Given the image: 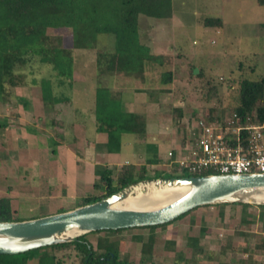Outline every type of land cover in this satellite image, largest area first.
<instances>
[{
  "label": "rangeland",
  "instance_id": "rangeland-1",
  "mask_svg": "<svg viewBox=\"0 0 264 264\" xmlns=\"http://www.w3.org/2000/svg\"><path fill=\"white\" fill-rule=\"evenodd\" d=\"M173 12L175 17L173 20L176 22L172 20L158 21L143 15L140 16V39L149 44L152 51L159 48L167 54L172 53L173 57L167 58L163 70L168 71L171 65L169 60H172L171 62L176 64L175 70L177 69L175 76L178 73L170 93L160 94V89H155L153 90L154 94L152 93L150 96V100L159 99L165 103L152 105L149 112L144 113L148 118V134L149 131L150 134L153 132L159 134L166 127H169V130L165 131L166 133L164 132L163 135L170 136L178 144L186 143L185 148L189 150L191 141L187 139H189L190 131L199 119L208 116L210 109L217 104L216 116L222 115L223 120H226L233 115V108L238 104V81L242 78L254 81L264 76V6L259 5L256 0H173ZM2 15L3 13L0 12V20ZM208 18H220L222 26L205 25ZM49 35L54 47L70 50L73 54V82L69 80L66 82L65 80L61 83V78L54 72L53 65L40 63L35 58L34 63L27 66L23 64L16 66L15 75L21 77L22 83L19 87L12 89V95L13 97L16 96V92L22 88L24 90L22 102L27 109H31L35 107L32 100L36 103L43 102V94L50 88L54 94L57 93L61 97L64 95L63 98L66 95L72 98L76 94H84L87 108L92 115L89 117L88 112L85 111V103H80L82 99L77 101V109L73 100L71 103H60L57 107L59 113L55 115V118L60 120L61 124L50 127L44 124V120H40L42 122L38 126L44 132L42 141L45 144L47 142L51 144L50 139L57 140L56 135L59 133L64 136L65 140L62 145H57V148L61 150L69 144L72 145L77 141V134L72 125L81 121L87 122V137L89 139H101L103 135L100 132L97 134L95 121L91 122L95 112L94 99L97 88L105 86L114 91L117 80L119 85H133L136 81L127 83V79L122 76L116 77V74L113 73L101 75L96 67L95 52L74 50L70 29L52 30ZM11 44L10 40L3 41L2 47L5 49ZM105 45L108 50H113L115 38H109ZM199 70L203 71L201 76H199ZM209 81L217 83L222 88L219 100L220 107L219 102L214 105V103H208L205 100V96L211 87ZM229 82H232V85H229ZM13 97L8 102V105L11 106L10 117H6L7 114L0 110V114L9 120L16 114V110H13L12 106L15 102L20 101ZM176 109L181 110V120H177L174 116ZM153 123H161L162 128L158 127L155 130ZM148 134L143 138L144 143L149 142L148 147L145 146L146 144L140 147L143 149L147 147L148 151L150 150V157L156 149L160 153L162 150V155L165 157L172 148L171 144L162 145L160 140L164 139L162 137L165 136L158 134L156 135L161 138L157 142H153L152 136H148ZM126 136L129 139L133 138L132 135ZM7 139L6 130L0 128V142L5 151H11V145ZM154 144L156 147L152 149ZM36 150L37 148L24 150L20 155V166L23 167L26 164L25 160L28 159V165L35 168L38 158ZM128 151L130 150L128 149ZM137 151H139L138 146ZM6 155V152L3 154L1 152L0 158L3 157L4 160ZM22 156L24 157L22 158ZM130 163L131 161L128 162V164ZM140 164L138 163V166ZM4 165L6 166L5 170L8 168L12 173L13 166L10 167V163H4ZM171 165V161H166L163 165L151 166L148 177L153 179L157 175V170H170L173 168ZM120 168L115 167L116 177ZM161 174L168 176L166 171ZM173 174L174 177L190 176L188 172L184 171L180 174L178 170H175ZM76 175L79 181L85 182L88 195L101 193L99 190H94V184L97 181L95 171L91 174L89 172L88 175L80 170V173L78 172ZM29 178L31 179L32 176H28ZM47 204L48 201L44 200L38 203L33 200L23 202L17 215L18 219L25 221L29 218L37 219L50 216V213L58 214L71 211L78 207L79 201H70L66 195L51 208H48ZM232 205L200 207L186 216L183 215L184 217L180 220L171 222V225L166 229H156L157 243L154 254L144 257L145 259L140 253L142 245L140 241L142 237L144 242L148 241L151 234L150 229L133 228L115 233L108 231L98 235L95 232L88 234V238L96 248L98 236H107L106 238L115 243L120 258L128 260L130 264H263L264 253L256 249V246L263 241L264 207L252 205L251 207L238 208ZM56 207H58L57 210ZM57 211L58 213H56ZM245 212H250V214L247 216V223H242L240 218L235 215ZM195 219H197V225L194 224L193 229L189 228ZM202 227H207V230L200 236L199 232ZM169 241L170 243H167ZM194 245H199L200 248L194 247ZM46 253L53 254L55 252L50 249L35 250L29 256V264H39L40 257ZM56 254L58 256L63 255V253ZM67 254L70 252L67 251ZM143 260L145 263H142ZM80 261L76 253L71 252V257L61 264H81Z\"/></svg>",
  "mask_w": 264,
  "mask_h": 264
},
{
  "label": "trees",
  "instance_id": "trees-1",
  "mask_svg": "<svg viewBox=\"0 0 264 264\" xmlns=\"http://www.w3.org/2000/svg\"><path fill=\"white\" fill-rule=\"evenodd\" d=\"M256 1L259 5L264 6V0ZM0 12L3 13L0 20V57L2 58L0 61V101L4 103H8L13 97L12 89L19 87L22 83L21 77L15 75L16 66L19 64L27 66L34 63L35 58L40 63L53 65L54 72L61 78V83L65 80L66 82L67 80L73 82V54L70 50L54 47L49 35L50 31L63 28L72 31L74 50H90L96 53V67L101 75L113 73L136 80H144L149 66L157 62L162 63L163 56L154 54L150 45L140 39V16L163 21L172 19L174 15L173 0H0ZM205 25L221 27L222 20L220 18H208ZM113 37L115 38V48L108 50L105 44L109 38ZM7 40H10L12 44L4 49L2 43L3 41L7 42ZM194 69L192 70L194 71ZM202 74L203 71L200 70V75ZM161 81L164 86H170L174 81L173 71L163 72ZM229 83L232 85V82ZM238 83V104L233 108V114L237 113L245 121L252 118L258 122H264V76L254 81L242 78ZM209 84L211 87L205 100L215 105L220 100L222 88L213 81H209ZM52 91L50 88L43 94L46 105L71 103L72 100L69 96L66 95L63 98V94L61 97ZM160 91V94H165L171 90L163 88ZM23 100L20 99V101ZM218 105L220 107V102ZM24 106L26 107L25 104ZM95 107L97 130L107 135L110 152L121 151L126 135L140 139L146 137L148 133L147 115L145 113H128L121 99L114 95L108 87L99 86L97 88ZM216 109L217 104L210 109L209 119L222 122L223 117L222 115L216 116ZM57 113H59L58 109L55 110V114ZM174 116L177 120H181V110L176 109ZM51 123L53 126H58L61 121L54 118ZM56 137L57 140L51 139V145H62L65 140L64 136L57 133ZM243 137L246 141L245 133H243ZM159 164L161 162L158 158L150 157L140 166L136 163L124 164L118 170L117 177L115 176V169L97 165L95 168L97 181L94 184V190H99L101 193L85 196L79 201L78 207L98 202L136 182L152 179L148 177L150 167ZM176 167L175 164L170 170H157L154 179L174 178L173 173L177 170ZM164 171L168 173V176L161 174ZM200 175L205 176L208 173L197 174V176ZM190 176L194 175L190 174ZM232 206L243 208L252 205L233 204ZM248 214L250 212L236 213L235 216L239 217L242 223H247ZM13 221L23 220L18 219L17 214L13 212L11 198L2 194L0 196V222ZM201 222L203 223V221ZM194 224L197 225V219L189 228L193 229ZM170 225L171 223L139 228L140 230L150 229L151 231L147 242L143 241V237L140 241L142 243L140 253L143 259L154 254L157 243L156 229H166ZM206 228L202 227L199 235L206 232ZM124 230L127 229H122V231ZM117 231L110 230L109 232L115 233ZM103 232L108 231H97L96 234ZM106 237L98 236L96 248L86 234L73 242L38 249H50L55 252L42 255L39 264L64 263L66 259L71 257V252L76 253L81 264H130L128 260L120 258L115 243ZM194 247L200 248L199 245H194ZM256 249L264 253V241L260 242ZM34 251L20 255H0V264H29V256ZM67 251L70 254H67ZM56 253H63V255L58 256ZM142 263L145 261L143 260Z\"/></svg>",
  "mask_w": 264,
  "mask_h": 264
},
{
  "label": "crops",
  "instance_id": "crops-1",
  "mask_svg": "<svg viewBox=\"0 0 264 264\" xmlns=\"http://www.w3.org/2000/svg\"><path fill=\"white\" fill-rule=\"evenodd\" d=\"M173 19H175L174 15L172 19L168 20L176 22V20ZM153 53L158 56H163V62H157L152 66H149L146 71L144 80H136L125 75H116V77L122 76L123 78L127 79V83L133 80H135L136 83L133 85H119L116 78L117 81L114 91L109 88L114 95L121 99L124 104L125 110L128 113H144L146 111L149 112V108H151L152 105H163V103L165 102H163L162 100H150L151 94H154L153 90H161L163 88H169L170 90H172L171 88L173 86V83L170 86H164L161 81L162 73L166 71L163 70V67L166 65L167 58L169 56L173 57L172 53L167 54L163 49L160 50L159 48H156ZM169 61L171 65L168 70L173 71L175 81L178 75V73H176L175 76V71L177 70H175L176 64L175 62H171L172 60ZM198 72L199 76H201L200 70ZM15 95L16 96L14 97L18 98V100L24 99V90L22 88H19L18 92H16ZM83 95L84 94H76L71 98V100L75 101L74 106L77 109V101L82 99L80 103H85V111L88 112V115L90 117V115L92 114H90L89 109L87 108V104ZM32 101L34 102L35 107H32L31 109H27L22 101L15 102V107H12L13 110H16V114L15 116L11 117L10 120L4 118V116L0 114V118L2 119L0 121V128H4L6 130L8 136L7 141L9 140V144L11 145L12 149L11 151H5L4 146L0 142V156L1 152L2 154L4 152H6L7 154L4 158L5 162L3 160V157L0 158V196L3 194L11 198L13 212L17 215L20 211L21 204L30 200L36 201L37 203L41 200L48 201V208L54 206L56 202L60 201L66 195L70 201H80L82 198L88 195V191L85 188V182L79 181L76 178V174H78V172L80 173V170H83L84 172H86V174L89 175V172L90 174L92 172L94 173L97 165H104L115 169V167H122L124 164H128V162L130 161L131 163L136 164L142 163V161H145L150 157V150L148 151L147 149L149 142L144 143L143 139L135 136H133L132 139L124 136L125 141L122 145L121 151L110 152V150L108 149V140L106 134L100 133L103 135L102 138L95 140L89 139L87 137L88 127L86 121H81L77 124L75 122V124L72 125L75 133L77 134V141L72 145L69 144L67 147H63L60 150L56 146H50L51 144H49V142L45 144L42 141L44 132L39 128L38 125H40V122L44 120L43 122L46 126L48 125L50 127H54L51 122L55 118V110L58 109L57 107L60 104L46 105L44 100L41 103H36V101L34 100ZM1 102L2 101H0V110H3V112L7 114L5 115L6 117H10L11 106L8 105V103L2 102L1 104ZM4 106L5 109H3ZM95 108L96 107H94V111L96 110ZM159 116L161 117V114H159ZM93 121H95V128L98 134L95 112L91 122ZM161 123H153L155 124L153 126L155 127V130L158 129V127L162 128ZM28 127L30 128L28 129ZM168 130L169 127H166V129L163 130V132H159V134L153 132V134L155 133L153 135L150 134V131L149 134H147L148 136H152L151 138L153 142H157L161 137H158L156 134L165 136L163 135V133ZM162 138L164 139L160 140L161 144L164 146L166 144H171L172 148L170 149L171 151L169 150L165 157H163L162 155V150L161 153L158 152L157 149L156 151L154 150L155 153L152 152V156L150 158H158L161 162V164L159 165H163L164 162L170 161L168 158L170 152H174L176 155H180L182 153V150L186 147V143L183 144L181 142L180 144H178L176 140L172 139L168 135L167 137L165 136ZM144 144H146L145 146H147L145 147V149L140 147L142 145L144 146ZM137 146L139 151H137ZM155 147L156 145L152 147V149H154ZM27 148H37L36 153L38 154V158L36 159L37 163H35V168H31V166L28 165V159L25 160L26 164L23 167L20 166V155H22V152ZM128 149L130 151H128ZM23 157L24 156H22V158ZM4 163H10V167L13 166L12 173H10L8 168L5 170L6 166L4 165ZM28 176H32V178L28 179ZM57 209L58 207H56V210ZM56 213H58V211ZM52 214L54 213H50L49 215ZM31 219L33 218L25 220Z\"/></svg>",
  "mask_w": 264,
  "mask_h": 264
},
{
  "label": "water",
  "instance_id": "water-1",
  "mask_svg": "<svg viewBox=\"0 0 264 264\" xmlns=\"http://www.w3.org/2000/svg\"><path fill=\"white\" fill-rule=\"evenodd\" d=\"M154 183L169 189L187 188L172 202L151 210L116 208L140 185ZM147 190V189H145ZM264 206V174L205 175L147 179L98 202L46 217L0 222V255H20L73 242L97 231L153 227L169 224L191 211L210 205ZM76 231V236H68Z\"/></svg>",
  "mask_w": 264,
  "mask_h": 264
},
{
  "label": "built area",
  "instance_id": "built-area-1",
  "mask_svg": "<svg viewBox=\"0 0 264 264\" xmlns=\"http://www.w3.org/2000/svg\"><path fill=\"white\" fill-rule=\"evenodd\" d=\"M188 140L189 150L184 148L180 155L170 152L168 156L171 168L176 164L180 174H264V122L252 118L245 121L237 113L222 122L206 116L191 129ZM262 235L264 241V232Z\"/></svg>",
  "mask_w": 264,
  "mask_h": 264
},
{
  "label": "bare ground",
  "instance_id": "bare-ground-1",
  "mask_svg": "<svg viewBox=\"0 0 264 264\" xmlns=\"http://www.w3.org/2000/svg\"><path fill=\"white\" fill-rule=\"evenodd\" d=\"M147 189V191L145 190ZM187 188L169 189L167 186L156 187L154 183L140 185L126 200L115 205L116 208L132 210H151L162 207L186 192ZM146 191V192H145ZM76 231L68 236H76Z\"/></svg>",
  "mask_w": 264,
  "mask_h": 264
}]
</instances>
